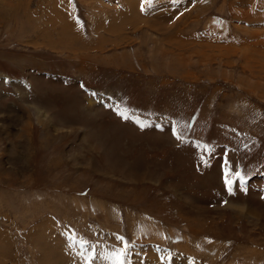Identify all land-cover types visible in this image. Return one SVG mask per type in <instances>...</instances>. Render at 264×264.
<instances>
[{"label": "rangeland", "instance_id": "obj_1", "mask_svg": "<svg viewBox=\"0 0 264 264\" xmlns=\"http://www.w3.org/2000/svg\"><path fill=\"white\" fill-rule=\"evenodd\" d=\"M262 182L264 0H0V264H264Z\"/></svg>", "mask_w": 264, "mask_h": 264}, {"label": "snow or ice", "instance_id": "obj_2", "mask_svg": "<svg viewBox=\"0 0 264 264\" xmlns=\"http://www.w3.org/2000/svg\"><path fill=\"white\" fill-rule=\"evenodd\" d=\"M148 2L151 3V0H148ZM142 10H143V7H142ZM121 115H123V114H121ZM141 127H144V125L141 124ZM173 135L176 136L177 140L181 139V136L179 134H177L175 130H173ZM202 162L206 163V161H203V160H202ZM228 175L229 174L226 172L225 173V184L229 186V191L231 192L232 180L228 178ZM234 178L238 179L241 183H243V181H244V177L241 176V174L239 172H236L234 174ZM125 255H126V253L123 251L114 253V264H124Z\"/></svg>", "mask_w": 264, "mask_h": 264}]
</instances>
